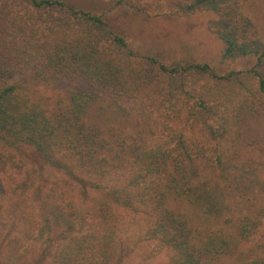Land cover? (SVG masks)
<instances>
[{
    "label": "trees",
    "instance_id": "obj_1",
    "mask_svg": "<svg viewBox=\"0 0 264 264\" xmlns=\"http://www.w3.org/2000/svg\"><path fill=\"white\" fill-rule=\"evenodd\" d=\"M263 67L166 64L92 11L0 0V264H264Z\"/></svg>",
    "mask_w": 264,
    "mask_h": 264
},
{
    "label": "rangeland",
    "instance_id": "obj_2",
    "mask_svg": "<svg viewBox=\"0 0 264 264\" xmlns=\"http://www.w3.org/2000/svg\"><path fill=\"white\" fill-rule=\"evenodd\" d=\"M62 1L101 15L134 48L166 64L206 62L225 73L252 67L264 49V0H207L199 4L195 0H122L118 5L117 0ZM227 39L236 41L241 50L225 53ZM27 83L37 96L48 97L50 103L63 94L64 85L59 82ZM19 152L28 167L32 163L39 167V155L29 148ZM251 154L264 163V139L257 142ZM263 237L264 225L258 239ZM137 261L135 257L129 263ZM28 264H42L39 247L28 257Z\"/></svg>",
    "mask_w": 264,
    "mask_h": 264
}]
</instances>
